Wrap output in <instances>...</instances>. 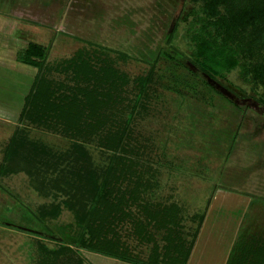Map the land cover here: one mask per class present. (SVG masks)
<instances>
[{
  "label": "rangeland",
  "instance_id": "rangeland-1",
  "mask_svg": "<svg viewBox=\"0 0 264 264\" xmlns=\"http://www.w3.org/2000/svg\"><path fill=\"white\" fill-rule=\"evenodd\" d=\"M199 7L184 0H36L23 7V18L35 21L26 32L30 35L23 38L30 37L28 41L49 50L41 77L46 88L50 82L60 98L75 95L79 100L85 99V92L76 89L99 91L96 99L87 102L83 121L89 112L103 116L114 105L129 112L141 82L151 71L153 53L169 51L186 69L165 58L157 62L144 101L148 108L138 115L130 137L134 140L120 152L105 147L108 140L98 125L77 140L58 126H37L30 110H25L19 121L2 122L0 222L17 226L20 232L0 225V264H111L103 256L75 251L45 260L38 247L42 241L23 232L41 231L42 225H29L22 217L28 208L37 213L59 208L58 227L51 230L56 236H65L59 228L70 225L76 232L94 198V181L85 182V175L100 180L115 156L127 159L130 168L137 151L141 159L136 160V169L143 172L147 187L155 186L152 197L143 192L136 202L124 205L129 218L116 228L134 254L148 258L152 244L145 239L151 232L155 239L161 238L166 232L156 234L153 227L174 211L182 239L192 241L196 233L198 242L215 246L216 253L203 264H226L233 256L246 264L255 263L253 256L264 247V107L240 79L239 70L215 81L193 64L194 44L188 35L194 19L191 13ZM21 57L26 60L27 53ZM79 70L105 77L100 84L94 79H76ZM188 73L189 78L184 79ZM173 76L190 87L182 88V94L168 91ZM206 83L247 109L228 158L223 154L225 144L218 147L217 141L222 137L226 142L231 140L228 131L236 130V115L228 102L212 95ZM208 90L203 100L198 93ZM211 96L214 103L209 102ZM98 102L108 103V110L94 107ZM210 151L213 156L208 159ZM134 181L123 183L126 198L134 192ZM150 211L154 212L152 217ZM142 220L147 222L146 236L139 235ZM91 224L102 226L100 247L116 241L109 226L93 220Z\"/></svg>",
  "mask_w": 264,
  "mask_h": 264
},
{
  "label": "trees",
  "instance_id": "trees-1",
  "mask_svg": "<svg viewBox=\"0 0 264 264\" xmlns=\"http://www.w3.org/2000/svg\"><path fill=\"white\" fill-rule=\"evenodd\" d=\"M184 1H189L200 6L199 10H193L191 13L194 19L191 23V30L188 35L194 44L192 62L195 67L200 73L208 75L215 81L225 79L227 74H230L234 70H239L240 79L251 87L254 98L264 107V0ZM177 28L178 24L176 30ZM173 36L170 38L171 41ZM48 54V48L38 43H32L28 48L26 62L36 67L37 75L25 100V107L21 117H24L25 110H30L32 114L30 118L37 126L43 127V125H46L49 126V129H55L54 127L57 128L58 126L60 129H64L67 135L73 134L74 137H77V140H82L84 135L89 134L88 130L92 128V126L98 125L102 131H105L106 140H108V145L105 144V147L114 152H120L122 148L129 144L128 141L134 140V136L131 139L130 137L134 134V127L136 126L138 115H140L142 110L148 108L144 106V101L152 84L157 62L161 58H165L174 65L186 69L169 51L159 50L153 53L151 71L149 75L143 79V82H141L129 112L124 110L122 106L115 107L114 105L109 109V112L106 111L103 116L93 111L89 112L91 115H88L86 121H83L82 116L84 112H87V102L95 98L99 94V91L95 88L87 90L76 89L74 91L79 90L80 92V90H83L85 92V99L79 100L75 95L72 98L65 96L60 98L58 90L54 87L52 88L50 82L49 87L46 88L41 77L48 59ZM84 65L85 64L82 63V69ZM91 67L92 65L90 64L89 68ZM79 71L78 77L76 73V79H94L100 84L105 77L103 74L99 76L98 74ZM91 71L93 72L94 70L92 69ZM190 72L191 71H189V73ZM189 73L185 74L183 78L186 79L190 76ZM97 86L98 85H95L96 88ZM206 86L216 98L228 102L232 108V113L236 115L235 121L238 126L236 130L228 131L229 135H231V140H227L226 142L224 137H222V140L219 139L217 141L218 147L225 144L226 150L223 154L228 158L236 146L239 132L242 127L241 120L244 119L247 109L231 102V100L213 88L210 84L206 83ZM184 87L188 88L190 84L187 81H182V79L177 76H173L166 89L171 92L182 94L181 89ZM198 95L203 96L202 99L206 100V95H209V90L207 93H198ZM214 96L210 97L209 102L213 101L214 103ZM94 103L95 100H92L91 104ZM97 106L98 108L102 107V109L106 108L108 110V103L98 102L94 107ZM91 120L95 121V123ZM91 134H93V132ZM17 145L18 144H14L13 146L16 147ZM217 151L219 152V149H217ZM212 152L213 151L207 153L206 156L208 159L212 158ZM139 156L140 151H137L134 159L130 161L132 164L130 168L126 165L128 163L127 159H121L117 156L111 157L112 163L109 169L103 173L100 180L92 179L90 174L85 175V182L88 180L94 181V198L88 213L85 214L86 217L80 222L81 224H79V230L74 233L71 231L70 225H61L59 228L61 232H65V236H62L60 233L61 236H56L51 230L58 227L56 223L57 216L60 212L59 208H56L54 211H49V213L43 210L37 213L31 208H28V211L24 213L22 218L29 225H33L34 223L35 226L42 225L40 227L42 230L30 229V231H22L24 233H29L28 237L30 238L42 241L38 247L41 256L45 260L52 257L57 259L64 254V252L75 251L79 254L88 252L93 255L103 256L126 264H188L192 250L198 239V234H194L192 241L189 239L186 241L178 235L181 231L179 230L181 226L177 223V212L169 211L168 219L166 218L155 223L153 230L156 234L166 233L158 239H155V233L151 232V234H148L149 237L145 240L149 246L152 245L148 258L146 259H141L139 255L134 254L130 247L123 241L121 233L117 232V225L123 222L125 223V221H127L126 219L129 218V213L126 214L125 211H123L124 205H130L131 202H136L143 192L146 196L150 195L149 197H152L151 193L155 185L151 188L147 187L144 184L145 176L143 172L136 169V160L141 159ZM55 158H57V155H55ZM220 159H222V157ZM166 164L170 165L169 162ZM132 179H135V181L132 182L135 184V189L133 190L134 192L130 193L129 197L126 198V194L123 193L122 190L123 183L124 181ZM150 206L151 204L147 209H149ZM152 215H154V212L150 211L149 217H152ZM122 216L125 218H123L124 221L121 220ZM146 216V218H148V213ZM204 218L203 216L202 220ZM92 220L94 224L98 222L101 225L109 226L116 241L110 242L105 247H100L99 240L102 233V226H94L91 224ZM146 224L147 222L143 220L140 221L138 225L140 236L147 235ZM0 225H2V228L20 232L18 227L13 224L0 222ZM142 227H144V229H142ZM197 231H200V228ZM140 243H143V241ZM259 249L261 250L257 251L256 256H253L255 263L249 262L247 264H264V247L262 246ZM236 260L237 258L233 256L227 264H246V261Z\"/></svg>",
  "mask_w": 264,
  "mask_h": 264
},
{
  "label": "crops",
  "instance_id": "crops-1",
  "mask_svg": "<svg viewBox=\"0 0 264 264\" xmlns=\"http://www.w3.org/2000/svg\"><path fill=\"white\" fill-rule=\"evenodd\" d=\"M18 1L20 0H0V125L7 120L21 119L25 100L37 75L36 67L21 57L23 53H28V48L32 45L28 41L30 37L23 38V35H30L26 33L31 29L29 25L35 24V21L23 18L25 12L22 10L23 7H30L36 0H25V4H19ZM15 88L17 94H14ZM206 244L197 239L188 264H203L207 257L216 253L215 246ZM105 262L126 264L109 258H105Z\"/></svg>",
  "mask_w": 264,
  "mask_h": 264
}]
</instances>
